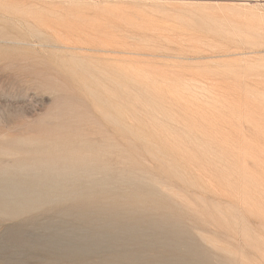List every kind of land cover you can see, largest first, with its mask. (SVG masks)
<instances>
[{
    "label": "rangeland",
    "instance_id": "rangeland-1",
    "mask_svg": "<svg viewBox=\"0 0 264 264\" xmlns=\"http://www.w3.org/2000/svg\"><path fill=\"white\" fill-rule=\"evenodd\" d=\"M77 121L193 236L177 264H264V0H0V171L13 137ZM24 224L0 213V264H36L4 245Z\"/></svg>",
    "mask_w": 264,
    "mask_h": 264
},
{
    "label": "bare ground",
    "instance_id": "bare-ground-1",
    "mask_svg": "<svg viewBox=\"0 0 264 264\" xmlns=\"http://www.w3.org/2000/svg\"><path fill=\"white\" fill-rule=\"evenodd\" d=\"M81 122L61 126L57 122L35 135L7 141L11 153L19 156L15 162L18 169L0 171V213L19 218L25 224L24 228H11L5 247L11 246L24 256L30 251L34 255H28L37 260L36 264H57L67 259L71 264L190 261L196 251L193 236L182 232L174 219L169 220L173 213L142 195L147 193L146 185L137 177L131 178L134 172L130 160L107 138L85 128ZM115 163L121 166L117 168ZM136 194L142 195L140 200H133ZM40 215L49 216L36 222ZM108 217L120 222L103 221ZM131 219L140 223L132 224ZM171 227L180 233L173 232ZM70 235L74 240L66 237ZM162 235L169 238L168 242ZM153 238L155 242H170L165 247L171 250L162 253L155 248L158 244H153ZM106 241L105 251L109 254L105 259L99 258L95 254L104 249L101 244ZM133 248H139L142 260L135 258ZM152 248L155 249L151 251ZM185 249L186 253L191 252L185 254L187 258L181 257ZM131 250L133 256L126 258Z\"/></svg>",
    "mask_w": 264,
    "mask_h": 264
}]
</instances>
